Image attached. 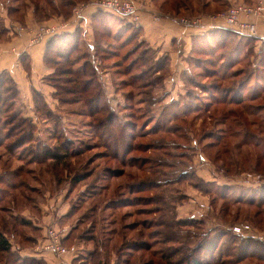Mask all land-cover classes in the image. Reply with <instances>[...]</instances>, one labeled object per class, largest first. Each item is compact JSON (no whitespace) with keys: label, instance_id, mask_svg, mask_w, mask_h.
I'll return each mask as SVG.
<instances>
[{"label":"rangeland","instance_id":"1","mask_svg":"<svg viewBox=\"0 0 264 264\" xmlns=\"http://www.w3.org/2000/svg\"><path fill=\"white\" fill-rule=\"evenodd\" d=\"M70 1L71 4L64 5ZM89 1L0 0V46L5 48L7 42L20 35L16 27H24L27 33L32 34L33 42L41 41L44 39L39 35L41 28L49 26L45 21L55 16L69 18L76 10H83L81 22L85 27L79 24L74 31L60 34L78 31L80 47L74 57L82 61L85 55L98 67V80L104 88L105 99L123 122H133L136 126L135 142L142 147H136L128 154V166H124L108 154V149L97 138L96 130L91 125L93 119L103 120V125L97 130L100 138L107 141L101 131L110 133L115 131V127H111V122L106 119L105 110L91 117L93 110L88 106L87 99L85 102L75 100L76 96L67 94L64 95L66 101H62L58 98L53 79L46 80L47 76L44 79L46 89L44 86H32L27 94L20 90V95L13 101V110L21 112L26 119L25 132H35L33 136L39 139L41 148L47 145L50 150L60 151L63 142H68L71 150L59 163L46 160L44 149L37 151L35 142L27 143L13 153L0 145V177H3L0 186L9 189L1 194L3 199L0 206L7 211L0 210V227L2 225L4 230L9 231L15 225V231L9 232V235L20 242L22 233L33 232L35 220L41 223L44 210L49 206L56 220L47 227H56L64 235L71 231L73 246L69 248L75 254L73 264H100L98 262L110 258L105 263L109 264L115 259L113 252L123 240L125 247L129 246L128 241L143 242L144 246L151 247L148 251H132L128 256L132 264L151 258V261L164 264L160 253L175 246L180 247L175 258L183 255L185 264L191 256L188 248L200 241L192 239V233L205 235L208 232L216 239V236H221L220 230L226 229L231 233L220 242L230 249L221 257L226 264H264L254 258L242 260L243 245H237L232 240L233 235L238 239L241 236L230 230L232 226L245 225L250 234L264 236V212L259 218L262 221L258 222L259 219L253 216L258 207L243 202L232 205L226 211L222 208L225 201L215 198V187L227 185L231 187L228 191L230 197L245 200L260 189L264 183V172H252L254 165L251 162L247 169L235 161L228 165L222 161L215 162L213 154L217 147L207 148V144L215 140L210 135H228L231 142L229 147L236 154L235 146L246 130L260 134L256 129L264 125V110L257 113L254 108L248 113L239 110L245 104H264V92L263 98L248 100L242 105L219 103V100L224 98V90L238 86L242 80L247 81L244 94L249 90L248 93L254 92L255 88L264 91V41H243L239 46L241 50L236 52L237 37L224 35L227 34L225 32L203 34L208 28V24L204 23L208 21L204 18L212 22V15H223L235 5H253L257 0H228V5L227 0H189L187 7L181 8L180 14L174 12L170 3L162 8L164 0H151L160 11L179 21L183 18L190 21L199 17L204 19L195 25H185L180 21L185 27L203 29L200 28L198 36L189 35L188 40L191 38V41L174 37L172 53L150 46L136 23H131L133 28L130 31V23L116 13L99 9L95 13L97 16H86L84 10L90 7ZM136 3L142 15L145 0L141 4L137 0ZM34 22L39 26L27 27ZM66 38L69 39L68 36ZM130 64L132 70L127 73L126 68ZM152 65L154 68L150 70ZM140 73L145 76H140ZM0 80L8 88L16 87L17 83L7 73L0 74ZM147 82L152 86H146ZM13 94L14 91L9 92L8 102L13 99ZM176 110L178 115L172 119L168 116L165 122L163 112ZM241 116H245V121L249 123L246 127L240 122ZM15 132L20 133L21 130ZM12 140L14 137L8 142ZM241 148L246 152L254 150V145ZM19 167H23V170L13 175V171ZM110 170L123 172L122 176H113L114 172ZM184 171L188 173L183 174ZM146 181H154L155 185L137 193L140 184ZM209 182L213 184L209 187L211 193L206 192ZM10 183H16L17 188H10ZM120 183L122 185L118 187ZM131 186L135 187L134 192H131ZM135 196H138L136 200L133 199ZM149 196L152 200H149ZM127 197L133 205L105 210L106 201L120 198L117 199L120 203L121 199ZM139 208L143 213L138 211ZM261 209L264 210V204ZM125 213H129L130 218L117 223L115 220L119 219L120 222ZM177 218L196 219L200 223L176 229V224H179ZM133 222L140 225L135 231L122 229L123 224ZM38 232L41 237L42 231ZM115 232L120 236H115ZM182 233L183 238L178 236ZM126 234L127 238L124 236ZM177 239L179 241H175ZM111 240L113 245L105 250L104 259L101 243H111ZM35 241H28L30 247L37 245L38 240ZM22 246L29 247L27 243ZM92 248L97 252L89 257L87 250ZM196 255L210 260L206 248ZM5 259L6 256L1 259L0 255L2 264H13L12 261L5 263Z\"/></svg>","mask_w":264,"mask_h":264},{"label":"trees","instance_id":"2","mask_svg":"<svg viewBox=\"0 0 264 264\" xmlns=\"http://www.w3.org/2000/svg\"><path fill=\"white\" fill-rule=\"evenodd\" d=\"M189 0H164V2L161 3V7L164 8L166 7L167 4H172L173 5V10L176 14H180L181 8L182 7H187V3ZM72 2H66L64 5H69ZM229 4L227 0V5ZM205 5V4H204ZM210 5L206 6L209 7ZM101 9V8H99ZM103 10V9H101ZM100 10H97L96 13H98ZM100 14V13H99ZM97 16V14H95ZM103 19V18H102ZM129 28L128 30L132 31V22H128ZM134 24V23H132ZM140 23L136 24L137 27L140 29L141 32V27L139 26ZM208 31V32H206ZM139 32V33H140ZM218 32H225L227 34L224 35H230L233 37H237L238 39V46L236 49V52L240 51L239 46L243 43V41H264V38L261 37H254V36H248V35H243L237 32L236 30L226 27V26H214L211 27L210 29L204 30L203 34L206 33H218ZM199 35V33H197ZM197 34H194L193 36L195 37ZM197 35V36H198ZM66 36L69 37L66 38ZM59 41H58V40ZM80 34L76 30L73 33H55L52 36L48 38L47 42V47L44 53V62L48 67L52 69L51 73L46 75V80H51L53 79L54 85L56 87L57 95L58 98H60L62 101L64 100L66 96L64 95H74L75 100H81V101H86L87 99V104L88 106L91 107L93 110V113L90 115L91 117H94L93 114H99L100 112H103L104 110L107 112V117L106 119L109 120L111 127H115V131L108 133L106 131L105 133L101 131L102 137L106 138V140H103L100 138L98 135V130L97 128L101 127L103 124V120L101 119H93L91 122L92 127L96 130L95 135L97 136L98 139L101 140L102 145L108 149V154L114 158L115 160L119 161L122 163L124 166H128L127 164V156L130 154V152L135 149L136 147H139L141 149L142 145L138 144L135 142V137H136V126L133 124V122L130 121H122L121 118L115 114L113 108H110V104L107 102L104 96V88L99 83L98 80V73L96 65H93L91 60L86 58V56H82L80 61V58L78 59L77 57H74V53L79 49L80 47ZM61 44V45H60ZM60 45V46H59ZM241 54V53H240ZM24 58V57H22ZM136 61V60H135ZM136 64V63H135ZM232 65H230L231 67ZM27 69H29V65L26 64ZM150 70L154 68V65L150 66ZM132 66L131 64L126 68L127 73L131 72ZM160 70V68H157ZM140 76H145L143 74H139ZM44 77V79H45ZM49 78V79H48ZM50 81V82H51ZM246 80H242L240 84L236 87H228L225 91V96L222 99V101L219 100V103H236L238 105H242L245 101L248 100H257L259 98H263L262 93L264 92L263 90H257L255 88L254 92L252 93H245L244 90L247 85ZM151 85L150 82H147L146 86ZM257 85V84H256ZM152 86V85H151ZM214 89L217 88V86H213ZM257 87V86H256ZM14 91L13 94V99L11 102H8V95L9 92ZM219 90H217L218 92ZM20 95V89L18 85L16 84V87L13 88H8L5 86L4 81L0 80V145L6 146L8 151L10 153H13L14 151H17L20 147L27 143L35 142L38 146H36L37 151H40V142L39 139L34 137L33 134L35 132L31 131L28 132V134L25 132L24 124L27 123L26 119H24L21 116V112H18V110H13V101ZM250 97V98H249ZM254 108V112H261L264 110V104H257V105H252V104H245L240 108V112H247ZM14 111V112H13ZM16 111V112H15ZM12 112V113H11ZM15 113V114H13ZM165 119L164 121L168 120V116H170V119H172L173 116H177L178 112H163ZM245 114V113H244ZM93 115V116H92ZM163 116V117H164ZM240 122L244 127L248 125L249 123L245 121V116L240 117ZM4 127V129H3ZM160 127V124L158 125V129ZM162 127V126H161ZM17 129L21 130L20 133H14ZM260 134L251 132L250 130H246L244 133L242 139L236 144L235 149L238 151L236 154H234L229 146H231V142L229 138H227L228 135H223L220 134V136H212V138H215L212 142H209L207 144V148H215L217 147L216 151L213 154L214 161H222L225 165L228 164H233V161L237 162L238 164H243V169H247L246 167L248 164L251 162L252 165H254L252 169V172H264V125H260L258 129H256ZM5 131V132H4ZM117 131V132H116ZM169 131V130H167ZM231 136V135H230ZM12 137H14V140L11 142H8ZM229 137V136H228ZM35 138V141H34ZM205 138V137H204ZM68 143V142H67ZM66 142H63V144L60 146L59 150L62 151H57L56 149L50 150V147L44 146V154L46 157V160L48 161H53L54 162H59L61 163L62 160L65 158L67 155V152L71 150L69 148L68 144ZM45 144V143H44ZM250 145H254V150H247L246 152H243L241 147H248ZM257 149V151H256ZM242 155L243 157L240 158L239 156ZM1 159V158H0ZM22 160V159H21ZM35 162H39V160H35ZM33 163V162H32ZM40 163V162H39ZM55 165V163H54ZM240 166V165H239ZM245 167V168H244ZM21 170H23V167H19L16 170L13 171V175H17ZM111 172H114L113 176H122L123 172H118V171H113L110 170ZM244 171V170H242ZM249 172V171H246ZM188 173L187 171H184L183 174ZM82 179V178H81ZM80 179V180H81ZM1 181H3V177H0V184ZM161 181H157V183H160ZM212 182H209L207 185V190L206 192L211 193L210 191V186L213 185L211 184ZM122 183L118 185L120 187ZM127 184H125L126 187ZM155 183L154 181H146L140 184L138 187L139 191L137 193L143 192L145 189H148L151 186H154ZM217 185V184H216ZM10 188H17L16 183H10L8 184ZM7 187V186H6ZM8 187V188H9ZM199 187V186H197ZM131 192H134L135 187L131 186ZM9 190V189H8ZM6 188L0 186V202L2 201V193L8 191ZM231 190L230 186L227 185H222L221 188L219 186L215 187V198L219 197L222 198L224 202V205H222V208L224 210H230V207L232 205L238 204V203H243L247 204L249 206H256L258 209L256 212H254V217L259 219L260 215L264 210L261 209V207L264 204V183L261 185L260 189L255 192L254 194L250 195L248 198L245 200L242 197H230L229 192ZM229 191V192H228ZM138 196H135L133 199L136 200ZM120 198L113 199L110 202L106 201V208L105 210H108L112 208L113 210H117L121 208V206L125 205H133V203L128 202V197L121 199L120 203L119 200ZM140 199V198H139ZM148 199V198H147ZM149 200H152V197L149 196ZM15 201V199L13 200ZM133 202V201H131ZM231 202V203H229ZM146 209V208H143ZM1 211H7L4 206H0ZM140 212L143 213L142 208H139ZM69 214V213H68ZM130 218L129 213H125L123 215V218L116 219L115 221L119 224H121L123 219L125 220L126 218ZM15 220H18L15 218ZM177 223L176 224V229H181V227H191L194 226V223L198 224L200 223L196 219H182V218H177ZM262 220L259 219L258 222H261ZM23 223L24 220H21ZM115 222V223H116ZM144 224V223H143ZM139 224H136L133 222V224H128L125 223L122 225V229L124 231L130 230V231H135V228L138 229ZM37 226H34L33 233H38L39 229ZM233 227V226H232ZM231 227V231H232ZM13 230H7L3 229L2 225L0 227V255L1 259L2 257L5 258V263H9L12 261L13 264H46L42 258L34 257V256H22L19 251L15 250L13 248V243H17V240L11 239L13 236L9 235V232L15 231L16 229L15 225H12L11 227ZM182 231V230H180ZM191 231V230H188ZM220 237L216 236L217 238H212L210 234L207 232L205 235H200L197 232V234L192 233V239H199L200 241L197 242L195 246H191L188 248L190 251L189 255L190 258L188 261L185 262V264H209L211 262L212 264H226L227 262L225 260H222L221 257L225 255V253L230 250L227 249L226 245L220 243L222 241L223 237L229 236L228 230L222 229L220 230ZM71 232V231H70ZM68 232L64 238H63V243L67 246H73L71 243V233ZM187 232V231H186ZM186 234V233H184ZM119 235L120 233L115 232V236ZM142 234L139 233V236ZM151 235V234H150ZM126 238L128 237L127 234L124 235ZM179 237L183 236V233L178 235ZM204 236H207L206 238H203ZM22 238L19 244L27 243V245H31L28 241H33L35 240L34 236L31 235L29 232H24L22 233ZM125 238V237H124ZM183 238V237H182ZM203 238V239H202ZM219 238V239H218ZM256 238H253L251 236L247 237H241L238 239V237L234 236L232 237V240H234L236 243L235 244H240L243 245L244 249V256L241 258L242 260L245 258H254L255 260L263 261L264 262V243L259 242V240H255ZM114 240V239H113ZM111 243H106L103 241L101 243V248L103 249L104 253V259H106L105 255V250L107 247H112V242ZM179 241V239L175 240ZM112 244V245H111ZM124 240L122 241V244L117 248L116 251L113 253L115 254V259L113 261H109L111 264H132V260L128 257L132 251H142V250H150L151 247H146L144 246L143 242H131L128 241L127 247L124 246ZM257 245V246H254ZM98 246V245H97ZM23 247V246H22ZM106 247V248H105ZM254 247V248H253ZM261 247V248H260ZM208 250L209 254V259L210 260H205L206 258H202V256L196 255L197 253L201 252L204 249ZM183 250V249H182ZM97 249L92 248L91 250H87V256L92 257L96 255ZM127 252V253H126ZM180 252V247L175 246V248H169L168 251H162L160 253L161 255V261H165L164 264H184L183 263V255L175 258V255H177ZM3 253L5 255H3ZM155 253H152L154 255ZM194 254V255H193ZM8 255V257H7ZM231 257V256H229ZM75 254L73 251V255L71 256V263L74 261ZM152 259V258H151ZM145 261L139 264H161V262H155V261ZM240 259V260H241ZM73 260V261H72ZM106 260H110L106 259ZM106 260L103 262H98L100 264H105ZM160 261V260H159ZM233 261V260H230ZM2 260L0 261V264H2ZM229 262V261H228ZM109 263V264H110Z\"/></svg>","mask_w":264,"mask_h":264},{"label":"crops","instance_id":"3","mask_svg":"<svg viewBox=\"0 0 264 264\" xmlns=\"http://www.w3.org/2000/svg\"><path fill=\"white\" fill-rule=\"evenodd\" d=\"M246 1L254 2L255 0ZM96 2L97 0L89 1L91 4L89 5L90 7L85 8L84 10L86 16L89 15L90 17H94V14L97 12V10H99ZM141 2L144 3V0H138L139 4H141ZM149 4L152 5L154 9ZM82 5H84V3H82ZM144 5L145 6L142 8V15L139 24L141 27V35L150 44V46L156 48L159 51H171V47H173L172 39L174 37L179 40L187 39V41H191V38L188 40V36L191 34H197L201 28H190L183 26L178 18L175 19L172 16L170 17V14L163 13L159 10V7L155 6L151 2V0H145ZM158 14H160L159 17ZM81 19L77 18L75 13H73L69 18L55 16L48 21H45V24L56 26L58 28V33L70 32L74 31L75 28L79 26V24L85 27L81 22ZM204 19L208 21H204V23L211 24L208 20L209 18ZM255 22L257 23V36L255 37L264 38V16L256 18ZM33 25L39 26L37 22H34V24L27 25V27H33ZM207 27V29H209L208 25ZM202 29L203 28H201V30ZM18 34L20 35L13 37L12 40L5 44V48L0 46V74L7 73L9 76H11L18 84L21 92H25V94H27L32 86L36 88L44 86L46 89L47 85L44 81V77L51 73L52 69L44 62V53L47 47L48 38L50 36L45 37L41 41L38 40L33 42L31 40L32 34L27 33L26 30L25 32H19ZM26 64L29 65V69H27ZM49 209L50 208L48 206V208L44 210L45 215L43 214L42 218L40 219V224H38L37 220H35L36 223L34 222L35 226L41 228L39 231H42V236L40 237L39 232L35 234L33 232H29L34 236L36 241L38 240L37 245L35 247H22L21 244L17 242L13 243V248L19 251L22 256H34L42 258L46 264H59L56 256L52 252L42 250V245L45 242L46 231L50 227H47V225L49 223L52 224V222L55 223L54 220H56L54 211Z\"/></svg>","mask_w":264,"mask_h":264},{"label":"built area","instance_id":"4","mask_svg":"<svg viewBox=\"0 0 264 264\" xmlns=\"http://www.w3.org/2000/svg\"><path fill=\"white\" fill-rule=\"evenodd\" d=\"M96 5L98 8L103 10L116 13L120 17L126 19L128 22L140 23L141 15L139 6L136 0H97ZM83 10H76L75 16L79 19L83 17ZM264 16V0H257L253 5L248 4H238L230 9H228L223 15H212L209 27L214 26H226L230 27L240 34L248 36H257V23L256 18ZM185 25H195L198 22H202V18L194 19L192 21L185 18L180 20ZM57 27L54 25L44 26L41 28V38L47 36H52L57 33ZM19 32L25 31L24 27H16ZM263 38V37H261ZM245 225H236L232 227L235 235L241 237H251L256 238L264 242L263 235L250 234ZM64 234L60 229L56 227H50L46 231L45 242L42 245V250L52 252L59 264H71V256L73 255V250L69 246L63 243Z\"/></svg>","mask_w":264,"mask_h":264}]
</instances>
